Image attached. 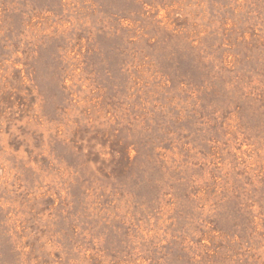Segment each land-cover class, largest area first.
<instances>
[{"label":"rangeland","instance_id":"374dc122","mask_svg":"<svg viewBox=\"0 0 264 264\" xmlns=\"http://www.w3.org/2000/svg\"><path fill=\"white\" fill-rule=\"evenodd\" d=\"M0 264H264V0H0Z\"/></svg>","mask_w":264,"mask_h":264}]
</instances>
